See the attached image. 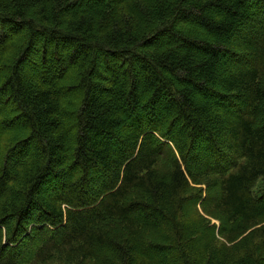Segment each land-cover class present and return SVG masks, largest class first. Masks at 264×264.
Here are the masks:
<instances>
[{
	"label": "trees",
	"instance_id": "1",
	"mask_svg": "<svg viewBox=\"0 0 264 264\" xmlns=\"http://www.w3.org/2000/svg\"><path fill=\"white\" fill-rule=\"evenodd\" d=\"M0 264H264V0H0Z\"/></svg>",
	"mask_w": 264,
	"mask_h": 264
},
{
	"label": "rangeland",
	"instance_id": "2",
	"mask_svg": "<svg viewBox=\"0 0 264 264\" xmlns=\"http://www.w3.org/2000/svg\"><path fill=\"white\" fill-rule=\"evenodd\" d=\"M215 224H216V222H215ZM217 226H219V225H217Z\"/></svg>",
	"mask_w": 264,
	"mask_h": 264
}]
</instances>
